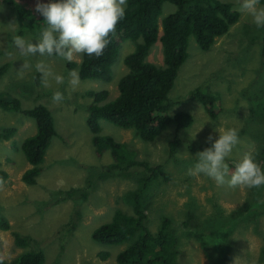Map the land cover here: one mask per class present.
<instances>
[{
    "label": "rangeland",
    "instance_id": "1",
    "mask_svg": "<svg viewBox=\"0 0 264 264\" xmlns=\"http://www.w3.org/2000/svg\"><path fill=\"white\" fill-rule=\"evenodd\" d=\"M25 8L34 10L36 0H13ZM29 1V2H28ZM229 1L233 8L239 11L238 21L231 27L228 34L216 39L213 46L206 52L200 51L192 38L187 40V59L180 66L173 86L167 97L169 101L178 102L171 106L168 114L183 110L192 116V123L187 131L178 134L174 158L178 164L168 161V141L173 138L170 130L163 131L153 142L146 143L136 139L130 130L117 128L105 121H98L101 136H108L113 141L125 143L127 149L135 152L137 159L145 160L149 165L162 164L165 172L169 173V180L161 186V194L155 198L151 208L146 213V227L155 233L162 217L171 220V227L175 229L176 264H255V260L264 248V218L253 224H241L230 236V258L221 263L213 260L208 254L210 245L194 234H187L191 223L185 219L190 210L194 215L203 218L204 215L217 209L223 217H228L241 206L247 198L249 189L228 186L229 177L224 185H218L214 180L201 174H189L196 162V154L200 152L198 146L207 144L209 135L218 138L220 129L234 128L239 134V143L226 158L230 169L246 153L259 145L264 146V122L257 124L253 121L249 103L243 90L249 87L251 91L264 90V76L256 75L260 69L264 73V62L256 45L247 49V39L240 30H252L255 24L252 18L240 11L241 0ZM41 2H56V0H41ZM174 11V6L164 2L161 5V17ZM33 14L38 15L35 11ZM247 23V24H245ZM251 24L252 26H250ZM252 27V28H251ZM17 24L9 9L0 7V64L7 63L9 67L0 77V93L16 97L21 108L28 109L33 105H44L53 119V129L56 136L52 137L43 159V171L36 178L33 186H27L20 181V175L30 166L19 151L21 141L34 133L32 119L12 112L0 110V129L14 127L16 133L10 141L0 140V170L7 173V180L0 188V215L6 220L9 229L0 230V255L9 262L24 250L36 249L41 246L44 255L43 264H116L115 255L125 245L106 247L108 257L100 261L95 255L103 250L99 244L91 239V233L98 226L110 221L113 212L120 209L130 213V209L120 200L121 195L134 187V183L120 179L93 181L90 168H99L111 162L108 152L97 155L88 131L86 107L91 98L86 92L106 90V101L117 95L118 79L127 72L123 65V58L134 50V44L129 40L123 42L117 58L111 66V81L105 84L95 80H80L79 86L73 91L68 84V61L56 57H25L21 56L14 47V37ZM253 31L249 32L252 34ZM35 43V36H22ZM246 43V44H245ZM244 47V50L241 49ZM80 56L73 61H79ZM264 60V58H262ZM43 60L51 69L65 76L63 85L51 83L44 87L40 83V74L35 71V63ZM145 60L157 67H162V54L159 42H155ZM23 63H30L32 67L20 74ZM23 87H27L28 100L23 97ZM205 87L208 94L218 101L219 113L210 118L201 105L188 99L189 93L195 88ZM61 91L65 100L56 104L52 100L55 91ZM250 92V91H249ZM216 130V131H215ZM195 147L191 152L188 147ZM264 148V147H263ZM191 162V163H190ZM138 170V169H137ZM89 179L93 188H85ZM86 192V197L78 201L62 199L61 193L67 190ZM264 200V190L262 192ZM202 215V216H200ZM186 223V225H184ZM217 223V224H216ZM232 221L212 220L209 227L203 230L216 231L217 226L226 225ZM74 225L71 233L64 234L66 225ZM212 227V229H211ZM218 232V231H217ZM12 233L28 236L31 244L25 249L13 246ZM220 239L217 234L205 236L206 240ZM224 249L215 246L212 251L220 255ZM216 261V263H214Z\"/></svg>",
    "mask_w": 264,
    "mask_h": 264
},
{
    "label": "trees",
    "instance_id": "2",
    "mask_svg": "<svg viewBox=\"0 0 264 264\" xmlns=\"http://www.w3.org/2000/svg\"><path fill=\"white\" fill-rule=\"evenodd\" d=\"M164 2L173 5L174 11L161 17V5ZM260 5L264 6V0H260ZM1 6L9 9L14 18L17 24L16 36L39 38L40 33L46 27L42 16L39 14L36 16L33 14L34 10L25 8L13 0H0ZM239 16V11L234 9L229 1L127 0L125 18L117 25L115 33L111 35L110 43L103 55L99 58L84 55L81 56L79 64L74 62L65 64L67 69L76 68L80 80H95L108 84L111 81V66L117 58L121 44L127 40L134 44V50L123 58V65L127 72L117 81L116 97L106 101L108 97L106 90L86 92V96L91 98L90 104L86 107L85 120V125L91 134V144L97 155L108 152L111 158L110 163L100 168H90V177H93V181L115 178L134 183V187L124 192L120 198L123 204L130 209V213L116 209L109 222L98 226L91 233L92 241L104 248L95 255L100 261H105L108 257L106 247L124 244L125 247L115 255L116 264H176L175 245L178 235L171 227V220L167 217L160 219L155 233H151L146 227L145 211L152 207L155 198L161 194L160 188L169 180V173L164 171L162 164L149 165L145 160L137 159L135 152L127 149L125 143H118L108 136L99 135L98 121H105L117 128L130 130L136 139L146 143L153 142L159 135H162L163 131L170 130L174 135L167 143L168 161L177 166L179 162L174 158L177 145H179L177 135L189 128L192 118L186 111L178 109L168 114L171 106L178 102L169 101L167 95L180 66L188 57L187 40L192 38L197 48L206 52L217 38L228 34ZM252 27V30L246 29L240 32L247 39V49L254 45L258 47L262 65L264 62L262 59L264 58V27L258 28L256 25ZM251 31H253L252 34L249 33ZM157 41L161 48L162 67H157L145 60L151 46ZM247 49L244 50L242 47L239 50L246 51ZM8 67L7 63L0 64V77L5 74ZM260 69L256 75L264 76ZM205 90V87L193 89L188 99L197 101L205 113L213 119L219 113L218 101H215L213 95ZM21 92L25 100H28L27 87H23ZM243 92L247 96L253 121L261 124L264 122V90L254 92L247 87ZM0 110L17 113L33 121L34 133L24 138L19 145V151L30 166L20 175V181L27 186H33L36 178L43 171L44 153L51 138L56 136L50 112L42 104L23 110L19 100L6 93H0ZM15 133L14 127L2 128L0 129V140L10 141V145L15 148L14 141L11 139ZM263 134L261 133V136ZM210 146L211 144L207 143L198 148L203 151ZM263 147L259 145L251 151L256 155V162L262 170H264ZM194 148L188 147L190 152ZM0 178H3L5 182L8 178L7 173L0 170ZM93 187L94 185L87 179L85 188ZM81 190L78 192L67 190L60 195L63 196V200L78 201L77 194L81 200H84L86 192ZM249 190L243 204L228 217L222 216L217 205H212L211 208L217 209L218 212L202 214L204 215L202 219L190 210L185 215L187 222H192L187 234L196 235L202 247H204V242L208 243L211 248L208 254L218 257L213 259L217 262L221 263V260L225 262L230 258V246L227 241L241 224L258 223L264 218L262 195L264 186ZM225 218L233 224L217 226L216 231H205L212 220L219 221ZM69 225L64 227L63 235L73 231L75 226ZM203 227L206 228L203 230ZM9 228L6 220L0 215V230L6 231ZM214 234L221 238L205 239V236ZM12 242L14 247L25 249L32 241L28 236L12 233ZM215 246L224 251L220 255L214 254L212 251ZM41 248L39 246L36 249L24 250L9 262L3 259V264H43L44 255ZM255 264H264V248L255 260Z\"/></svg>",
    "mask_w": 264,
    "mask_h": 264
},
{
    "label": "clouds",
    "instance_id": "3",
    "mask_svg": "<svg viewBox=\"0 0 264 264\" xmlns=\"http://www.w3.org/2000/svg\"><path fill=\"white\" fill-rule=\"evenodd\" d=\"M126 8L127 0H56L48 3L36 0L34 11L43 17L46 27L35 43L20 35L15 36L14 47L25 57H36L38 54L68 62L78 55L80 58L84 55L99 58L109 45L117 25L125 18ZM240 11L249 15L258 28L264 27V6L260 5V0H241ZM79 62L80 59L74 63ZM31 67L30 63H23L20 74ZM68 70H73L68 72L67 82L74 91L80 83L79 74L76 68ZM35 71L40 74V83L46 88L52 82L58 86L65 83V76L54 72L43 60L35 63ZM52 100L59 104L65 100V96L57 90ZM216 132L218 138L209 135L206 139L210 147L203 151L198 149L200 152L196 154V162L189 174H203L218 185H224L225 178L230 176L227 183L231 188L252 189L264 186V170L256 162L254 153L244 154L235 163L234 169H230L226 163V158L239 143L238 131L227 128ZM3 185L4 180L0 178V188ZM0 264H3L2 257Z\"/></svg>",
    "mask_w": 264,
    "mask_h": 264
},
{
    "label": "flooded vegetation",
    "instance_id": "4",
    "mask_svg": "<svg viewBox=\"0 0 264 264\" xmlns=\"http://www.w3.org/2000/svg\"><path fill=\"white\" fill-rule=\"evenodd\" d=\"M185 131H187V129H186ZM185 131H184V132H185Z\"/></svg>",
    "mask_w": 264,
    "mask_h": 264
}]
</instances>
